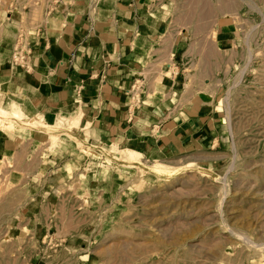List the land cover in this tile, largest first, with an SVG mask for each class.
<instances>
[{
    "label": "rangeland",
    "instance_id": "1",
    "mask_svg": "<svg viewBox=\"0 0 264 264\" xmlns=\"http://www.w3.org/2000/svg\"><path fill=\"white\" fill-rule=\"evenodd\" d=\"M52 1L16 0L24 25L19 46L29 43L28 25L35 28ZM164 1L162 46L169 49L177 37L184 44L175 60L169 51L146 73L154 80L174 74L186 92L216 105L220 138L169 158L141 157L144 165L159 159L190 166L169 178L105 158L100 146L111 145L85 140L81 147L68 139L59 146L49 138V149L69 155L58 167L67 182L38 236L26 226V234L15 229L23 186L10 181L5 158L0 264H264V0ZM4 99L9 106L12 97ZM9 123L0 130L21 135ZM92 172L95 179L101 173L100 182L91 183Z\"/></svg>",
    "mask_w": 264,
    "mask_h": 264
},
{
    "label": "crops",
    "instance_id": "2",
    "mask_svg": "<svg viewBox=\"0 0 264 264\" xmlns=\"http://www.w3.org/2000/svg\"><path fill=\"white\" fill-rule=\"evenodd\" d=\"M15 2L0 0V88L12 97L10 102L20 101L29 117L41 114L53 124L57 116L80 114V129L69 131L81 143L130 144L148 159L212 147L220 138L216 105L186 92V82L181 86L174 74L165 72L154 80L146 73L169 51L174 50L170 56L175 60L183 48L180 37L169 49L162 46L166 1L107 0L97 6L95 0H54L35 28L28 25L34 32L18 61L13 55L24 25ZM164 67L171 69L168 63ZM16 129L21 135L0 130V162L10 161L5 167L10 181L23 186L15 211L17 233L26 234V226L38 236L59 206L67 180L58 167L69 155L49 149V133L43 128ZM90 177L95 179L93 172ZM99 178L97 172L91 183Z\"/></svg>",
    "mask_w": 264,
    "mask_h": 264
},
{
    "label": "bare ground",
    "instance_id": "3",
    "mask_svg": "<svg viewBox=\"0 0 264 264\" xmlns=\"http://www.w3.org/2000/svg\"><path fill=\"white\" fill-rule=\"evenodd\" d=\"M4 94L6 93L0 88V116L2 117V119H7L8 122H10L7 127L10 126V128H12L16 124L17 126L20 125L30 128L41 127L49 133L48 137L52 140L53 144L63 146L66 141H68V139H74L77 143L76 145H81V147H84V144H82L77 138H75V136L69 131L71 128L80 129V114L72 118H64L59 116L55 118V123L48 124L43 119V116L41 114H37L33 117H29L27 114H25V112L21 109L20 101H18L17 99L12 100L9 106L6 107V105L4 104ZM3 121L4 120H2V122ZM5 122L6 121H4V123L0 125H4ZM8 122H6L5 126ZM5 126H3V128H7ZM85 147L89 149L90 153H96L90 146L86 145ZM99 152L109 160L110 158L121 159L128 162L129 165L139 168L142 172L146 171L150 174L162 176L165 178L173 176L182 168L190 167L187 164L174 165L173 163L161 161L159 159H154L153 161H151V163L144 165L145 162H143L141 159L143 154L140 151L129 149L128 147L117 143H112L110 149H106L105 147L103 148V146H100Z\"/></svg>",
    "mask_w": 264,
    "mask_h": 264
},
{
    "label": "built area",
    "instance_id": "4",
    "mask_svg": "<svg viewBox=\"0 0 264 264\" xmlns=\"http://www.w3.org/2000/svg\"><path fill=\"white\" fill-rule=\"evenodd\" d=\"M21 47L22 46H19V40H18V44L15 47V51H14V55H13L14 61H18V60L23 59L24 55L22 54Z\"/></svg>",
    "mask_w": 264,
    "mask_h": 264
}]
</instances>
